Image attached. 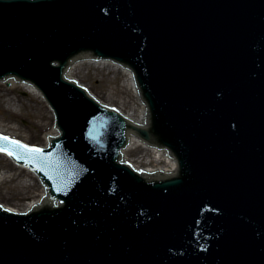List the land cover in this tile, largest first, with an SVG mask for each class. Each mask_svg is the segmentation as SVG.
Segmentation results:
<instances>
[{
	"label": "water",
	"instance_id": "obj_1",
	"mask_svg": "<svg viewBox=\"0 0 264 264\" xmlns=\"http://www.w3.org/2000/svg\"><path fill=\"white\" fill-rule=\"evenodd\" d=\"M7 80L60 135H0L47 190L0 264H264V0H0Z\"/></svg>",
	"mask_w": 264,
	"mask_h": 264
},
{
	"label": "rangeland",
	"instance_id": "obj_2",
	"mask_svg": "<svg viewBox=\"0 0 264 264\" xmlns=\"http://www.w3.org/2000/svg\"><path fill=\"white\" fill-rule=\"evenodd\" d=\"M0 102V123L2 120L7 119L11 121L12 125L19 127L21 130L15 132L5 130L7 133L12 134L13 138L30 146L40 147L46 143V134L54 131L56 121H52L51 114L43 101L21 88L0 83ZM42 108L45 112L42 111ZM0 130H2L1 127ZM5 165L6 168L3 169ZM0 169H2L3 172H5V170L8 171V174L13 173L19 176L17 181L25 177L34 179L33 175L31 176L30 170H26L25 167L17 166L11 160H8L2 153H0ZM34 182L37 184L34 191L33 187L32 190L30 189L25 193V196L16 200H9L7 198L2 199L0 197V206L4 208H14L23 212L28 203L35 202L38 199L40 182L38 180V184L35 179ZM11 186L14 187L15 183L11 184ZM11 188L5 187L3 190L4 195L8 191L14 190Z\"/></svg>",
	"mask_w": 264,
	"mask_h": 264
},
{
	"label": "bare ground",
	"instance_id": "obj_3",
	"mask_svg": "<svg viewBox=\"0 0 264 264\" xmlns=\"http://www.w3.org/2000/svg\"><path fill=\"white\" fill-rule=\"evenodd\" d=\"M6 84H8L11 87L21 88L22 90L26 91L27 93L35 96L37 99L44 102V98H42V95H40L39 92H35V90L32 86H26V83H21L18 85L17 82H15L14 80H7ZM0 105H1V102H0ZM46 107H47V110L51 114L52 121H55L54 112H51V109L49 106H46ZM42 111L45 112V110L43 108H42ZM0 125H1L0 127L2 129V130H0V135L8 136L12 139H15V138H13V135L10 133H7L5 130H8V131L11 130L13 132L21 131L19 127L12 125L11 121L10 120L8 121L7 119L2 120ZM58 133H59L58 130L54 129V131H52L51 133L46 134V143L40 147H46L49 144V137L52 138V137L58 135ZM16 140H18V139H16ZM0 153L4 154V156L8 160H11L13 163H15L14 159L9 154L2 152V151H0ZM5 168H6V165L3 167V169H5ZM8 173H9L8 171L5 170V172H3V170L0 169V197L2 199H5V198H7L9 200L19 199V198L25 196V193L27 191H29L30 189L32 190L33 187H34L33 188V191H34L35 187L37 186V184L34 182V179H35V181H37L38 184L40 182V178H37L36 175H33V172H31V171H30L31 176L33 175L34 179L25 177L24 179L21 178L18 181H17V179L19 178V176H17L16 174H13V173H11V174H8ZM38 180H39V182H38ZM13 183H15L14 187L11 186V184H13ZM40 184H39V195H38L37 201L28 203L25 206V209L23 210V212H26L30 209H33V207L36 206V204H38L39 201L42 200L45 197V195L47 194V190H45ZM5 187H10V188L12 187L11 189H14V190H10L4 195L3 190ZM6 209H8L12 212L21 213V211L16 210L14 208L7 207Z\"/></svg>",
	"mask_w": 264,
	"mask_h": 264
},
{
	"label": "snow or ice",
	"instance_id": "obj_4",
	"mask_svg": "<svg viewBox=\"0 0 264 264\" xmlns=\"http://www.w3.org/2000/svg\"><path fill=\"white\" fill-rule=\"evenodd\" d=\"M4 139H7V138L5 137ZM13 143H16V142L13 141ZM0 151H3V149H0ZM29 151H31V152H39L40 149H30ZM18 159H19V157H18Z\"/></svg>",
	"mask_w": 264,
	"mask_h": 264
}]
</instances>
